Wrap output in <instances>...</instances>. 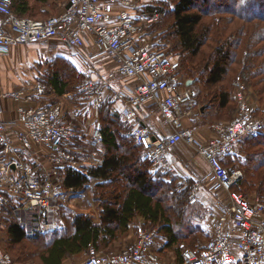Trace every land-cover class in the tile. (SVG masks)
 Masks as SVG:
<instances>
[{"label": "built area", "instance_id": "obj_1", "mask_svg": "<svg viewBox=\"0 0 264 264\" xmlns=\"http://www.w3.org/2000/svg\"><path fill=\"white\" fill-rule=\"evenodd\" d=\"M12 3L0 0V54H10L16 46L57 42L95 64L78 93H65L50 105L31 102L34 96H46L41 77H27L24 85L11 89L0 84V208L14 203L12 212L27 236L63 227L62 208L82 193L66 187L65 169L103 162L98 126L90 128L89 122L79 129L66 118V102L79 95L95 111L107 99L120 104L124 117L134 123L127 135L142 145L154 165L178 178V191L193 180L192 201L202 188L214 194L216 210L212 237L203 247H184L181 262L160 256L154 249L158 228L141 224L135 240L124 247L92 245L68 264H264V200L233 190L244 171L228 169L220 158L234 151L241 137L264 129V111L259 112L257 97L242 78L236 84L237 114L214 121L212 136L201 140L183 123V117L202 113L200 105L195 107L197 91L176 54L166 48L162 33L147 29L161 18L159 12L142 18L140 0H65L61 12L36 19L17 15ZM106 61L112 64L103 70ZM148 103L170 133L161 134L142 119L140 109ZM79 136L89 144L88 154ZM180 142L208 163V171L182 170L189 160L175 152ZM0 264L35 263L14 260L2 248L0 232Z\"/></svg>", "mask_w": 264, "mask_h": 264}, {"label": "trees", "instance_id": "obj_2", "mask_svg": "<svg viewBox=\"0 0 264 264\" xmlns=\"http://www.w3.org/2000/svg\"><path fill=\"white\" fill-rule=\"evenodd\" d=\"M64 1L13 0L12 9L19 16L44 19L61 12ZM140 1L142 18L155 12L161 14V19L152 27L158 24L166 27L159 31L165 38L166 48L176 54L183 71L195 79L196 105L207 104L205 112H211L215 120L222 119L215 116H221L223 111L229 115L223 120H231L238 111L233 89L239 76L257 94L259 112L264 111V0ZM235 21L241 23L229 30L227 22L231 25ZM56 47L64 48L54 51L55 56L46 64V72L43 74L39 64L40 74L31 75L45 81V98L53 103L65 93H78L82 81L91 74V71L89 74L82 71L66 55L70 53L68 47L61 44ZM111 64L106 61L102 69ZM69 100L67 107L72 104ZM97 111L98 128L103 136V162L65 169L64 182L76 189L93 183L95 196L101 200V221L97 223L89 214L64 207L62 228L30 238L15 218L12 203L0 208L3 211L0 213L2 248L16 261L33 258L36 264H68L79 259L92 245L105 250L117 249V244L129 239L137 219H144L148 224L160 225L157 237L162 244L157 246L156 240L157 253L167 259V250H174L177 256L174 259L181 262L184 247H203L212 237V230L205 227L209 215L205 202L189 203L192 182L178 191V178H167L162 171L153 169L154 163L142 145L127 135L134 123L124 117L120 104L107 99ZM66 112L69 113L68 109ZM80 126L77 124V128ZM77 141L87 143L83 136ZM259 141L264 147V129L241 137L235 150L220 158L228 169L244 171V177L233 190L245 193L250 199L259 196L264 200V152L252 150Z\"/></svg>", "mask_w": 264, "mask_h": 264}, {"label": "crops", "instance_id": "obj_3", "mask_svg": "<svg viewBox=\"0 0 264 264\" xmlns=\"http://www.w3.org/2000/svg\"><path fill=\"white\" fill-rule=\"evenodd\" d=\"M54 1V0H53ZM63 3V2H62ZM58 44L57 42H55L53 45L49 46L47 45V47H45L46 49H43L41 51V53H45L46 51H56L58 48L56 47ZM42 45H24V46H16L13 48V50L10 52V54L4 55V54H0V58L3 59L4 61H0V84L1 87L5 88V89H11V88H16V87H20L22 85H24L25 83V79L27 77H30L32 74H34V72H28L23 74L22 70H19L18 64L19 61L18 59H30L32 57L37 58L36 56V51L35 49H40ZM51 48V50H50ZM53 48V49H52ZM61 48L64 47H60L58 50H60ZM69 51H76L79 53V51L77 49H72V48H67ZM31 51L33 52V54L31 53ZM64 51V50H63ZM19 53V54H17ZM82 56V55H80ZM10 58V60H9ZM83 56L80 58L82 59ZM16 60V62H15ZM23 62H21L22 64ZM15 64V65H14ZM16 66V67H15ZM15 69V71H14ZM93 70H91L92 73ZM188 83L190 85H192L194 88L195 86L193 85L195 83V79L194 78H190V80H188ZM197 91V88H195ZM255 94V93H254ZM256 95V94H255ZM257 97V96H256ZM33 103L38 104V105H50L53 103V100H50V98H39L38 96H34L31 98ZM75 99V98H74ZM72 100V104H70L69 107L66 106V110L68 109L69 113L66 112V118H68L69 120H72L75 122H77V124L81 125L80 127L82 128V126H86L89 122L90 124V128H94L98 126V122H95V117H97V112L92 110L90 111V109H88V104H84L81 105V102H75V100ZM258 99V97H257ZM69 100V101H71ZM196 102H197V98H196ZM198 103V102H197ZM84 106H86L87 108H85ZM198 105H195V107L197 108ZM201 106V110L202 113H200L197 116H191V117H183V123L184 126L186 128H190L195 136L198 139L201 140H206L208 139L210 136H212V122L214 120V117L212 115L211 112H205V108L207 107V104L205 105H200ZM152 104L148 103L145 104L141 107L140 109V116L142 117V119L147 120V122L151 125V120L154 122L155 126L151 125L156 131H158L161 134H168L170 133V129L169 127H167L166 125L162 124L161 121L158 119L156 122L154 121L155 116H151L150 114H152L151 112L149 113V109H151ZM87 113V115H86ZM7 118L11 117V113H7L6 114ZM154 117V118H153ZM158 118V117H157ZM216 121V120H215ZM76 124V126H77ZM80 146H82L83 148H85V150L88 149L89 144L88 143H79ZM175 152L180 153L184 156V159L189 160V163L186 165H181V168H183L182 170H185L186 172L189 171H195L196 173H204L206 171H208L209 166L208 163L200 158L199 156H196V154H194V151L192 150L191 146H189L187 143L185 142H180L176 148H175ZM86 154H88V152L86 151ZM103 158H104V153H103ZM103 161V160H102ZM64 176L65 173H64ZM194 181L192 180V183ZM68 187V186H66ZM86 187H90V191H91V195L94 196V199H91V202H95L98 204V210L95 213L86 211V212H79V213H86L91 215V217L93 218V220L97 223H99L101 221V208H100V204H101V200L99 198H97L95 196L94 193V188H93V183H89L88 185H86L84 188L82 189H77L79 190V192H82L79 196H73L71 198H69V202L68 205L69 207L67 208H72L75 209L76 206L81 205V208H85L88 207V202L85 201L86 199V195L84 193V190ZM76 189V188H75ZM202 191H205L204 189H202ZM207 193V192H206ZM90 200V199H89ZM212 201L214 200V197L212 199ZM86 205V206H85ZM91 205H89L90 207ZM142 219H140L141 221ZM213 231V230H212ZM137 232V231H136ZM136 237L132 235V238ZM131 238V236H129V239ZM133 238V239H134ZM155 247V246H154ZM173 261H176L175 259H172Z\"/></svg>", "mask_w": 264, "mask_h": 264}, {"label": "rangeland", "instance_id": "obj_4", "mask_svg": "<svg viewBox=\"0 0 264 264\" xmlns=\"http://www.w3.org/2000/svg\"><path fill=\"white\" fill-rule=\"evenodd\" d=\"M207 18V17H206ZM161 19V18H160ZM159 19V20H160ZM158 20V21H159ZM157 21V22H158ZM230 21V20H229ZM154 23H156V22H154ZM154 23H152V24H154ZM163 23V22H162ZM164 23H165V21H164ZM241 23V21H235L233 24H231V25H229V22H227V27L229 28V30H231V29H233V27L234 26H236L237 24H240ZM152 24H149V26L147 27V29H148V31H151V32H159L160 31V29L162 30V29H164V28H166V27H161L163 24H158V25H156L155 26V28L154 27H152ZM160 27V28H159ZM237 28V27H236ZM165 30V29H164ZM55 42H51L50 44H44V45H42L41 46V48L40 49H35V51H36V56H37V58H34V57H32V58H30V59H27V58H25V59H18L19 61H21V62H23L22 64H21V62H19V64H18V67H19V70H22V73L23 74H25V73H28V72H34V74L35 75H39L40 73L37 71L38 70V68H39V64H40V69L41 70H43V74L46 72V70H47V66H46V64L48 63V61L50 60V59H52L54 56H55V53L53 52V51H49V52H45L44 54L43 53H41V51L43 50V49H46L45 47H47V45H53ZM31 53L33 54V52L31 51ZM17 54H19V53H17ZM67 56H69V57H71V58H73V60L76 62L75 64L82 70V71H84L85 73H87V74H89L90 73V71H91V69H92V67L90 68V66H95V64H94V62L93 61H91V59H86L85 57H83L82 59H80L82 56H80V55H82L81 54V52H76V51H70V53H67L66 54ZM9 60H10V58H9ZM0 61H4L3 59H1L0 58ZM15 62H16V60H15ZM15 65V64H14ZM16 67V66H15ZM14 71H15V69H14ZM239 77V76H238ZM238 81V78L236 79V82ZM242 81H244V80H242ZM245 82V81H244ZM246 84H247V86H249L248 85V83L247 82H245ZM237 86L235 85L234 86V89H233V97H234V100H235V104H236V110H237V108H238V98H237ZM256 94V93H255ZM256 96H257V94H256ZM258 97V96H257ZM76 98L77 99H79L80 100V97H79V95L78 96H76ZM80 102H81V100H80ZM85 103H83V102H81V105H84ZM232 104V103H231ZM85 108H87L86 106H84ZM264 108V107H263ZM149 113H150V109H149ZM151 116H155V115H153V114H150ZM228 114H226L225 113V111H223V112H221V116L219 115V114H216V118L217 117H219V118H222V119H225L224 117H226V119L228 118ZM231 116H233V115H231ZM98 118L99 117H95V122H98ZM154 118V117H153ZM231 118V117H230ZM158 120V118H157V116H155V118H154V121L156 122ZM221 120V119H220ZM215 121V119L213 120V122ZM212 122V123H213ZM151 125H153V126H155V124H154V122L151 120ZM263 141V140H262ZM261 142L259 141V143H255V146L252 148V150L253 151H258V152H264V147H263V145H259ZM86 151V150H85ZM182 155V154H181ZM183 156V155H182ZM184 157V156H183ZM153 169H157V170H160V171H162L164 174H166V177L167 178H172V176L170 175V173H168L166 170H164V169H162V168H160V167H157V166H155L154 164H153ZM264 170V169H263ZM207 192V191H206ZM205 191H202L201 192V194H200V197H199V194H198V197L201 199V200H198V197H197V199L196 200H194V201H192L191 200V198H192V195L190 196V199H189V203L190 204H195V203H197L198 201H200V202H202V200L205 202V205H206V208L208 209L207 210V212H208V219H207V221L205 222V227H207V228H210L211 230H212V226H213V216H214V213H215V210H216V199H215V195L214 194H210V193H206ZM84 193H85V195H86V199H85V201H87L88 202V204L89 205H91L90 207H89V205H88V207H85V208H81L80 206L81 205H79V206H76L75 207V209H72L71 208V210L72 211H74V212H86V211H89V212H92V213H95L97 210H98V204L97 203H95L94 201L93 202H91V199H94V196L93 195H91V191H90V187H86L85 188V190H84ZM213 197H214V200L215 201H212V199H213ZM90 199V200H89ZM204 204V203H203ZM86 206V205H85ZM3 209V208H2ZM2 209H0V213L1 214H3V211H2ZM62 220H63V217H62ZM141 224H146V225H149V226H152V227H157L158 228V232H159V229H160V225L159 224H157V225H154V224H148V223H146L145 222V220L144 219H142L141 221H140V219H137V222H136V225H135V227H134V229H132V232H131V238L130 239H128V240H126V239H124L119 245L117 244L115 247H118L117 249H119V248H122V247H124L126 244H129V243H131L132 241H134L135 240V238L133 239L132 238V235H134L135 236V234L137 233L136 231H137V229H138V227H139V225H141ZM63 225H64V221H63ZM2 236H6V233H5V231L3 230V233H2ZM157 246H159V245H161L162 244V240L159 238V237H157ZM184 245V244H183ZM99 249H104V248H99ZM105 250V249H104ZM11 254V253H10ZM166 256H167V259H169V260H172V259H174V257H177L176 256V252L174 251V250H167V252H166ZM23 261H30V262H33V263H37L36 261H35V259H33V258H27V259H25V260H23Z\"/></svg>", "mask_w": 264, "mask_h": 264}]
</instances>
